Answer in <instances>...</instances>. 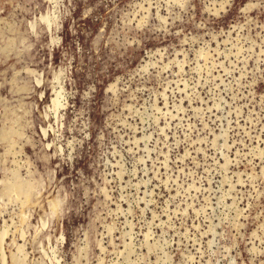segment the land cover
<instances>
[{
    "label": "rangeland",
    "instance_id": "1",
    "mask_svg": "<svg viewBox=\"0 0 264 264\" xmlns=\"http://www.w3.org/2000/svg\"><path fill=\"white\" fill-rule=\"evenodd\" d=\"M0 243L264 264V0H0Z\"/></svg>",
    "mask_w": 264,
    "mask_h": 264
},
{
    "label": "bare ground",
    "instance_id": "2",
    "mask_svg": "<svg viewBox=\"0 0 264 264\" xmlns=\"http://www.w3.org/2000/svg\"><path fill=\"white\" fill-rule=\"evenodd\" d=\"M217 11H218V10H217ZM44 20H45V19H44ZM47 21H48V20H47ZM47 21H46V22H47ZM47 23H48V22H47ZM50 23H51V22H50ZM50 25H51V24H50ZM36 80H37V79H36ZM37 82H38V81H37ZM38 83H40V82H38ZM41 83H42V82H41ZM41 83H40V84H41ZM65 96H66V95H65ZM61 97H62V96H61ZM66 99H67V98H66ZM61 101H62V100H61ZM61 103H62V102H61ZM56 104H57V102L55 101L54 105H56ZM25 167H26V166H25ZM18 183H19V182H18ZM29 186H30V185H29ZM15 187H16L17 190L24 191L23 188H24L25 186L22 188V186H21L20 184H16ZM26 190H27V189H26ZM19 192H20V191H19ZM27 192H28V191H27ZM20 193H21V192H20ZM28 194H29V193H28ZM28 194L26 193V196H27L26 200H27L28 198L31 197V196H29ZM27 201H29V200H27ZM23 202H24V201H23ZM53 207H54V205H53ZM7 229H8V228H7ZM5 232H6V231H5ZM7 232H9V231H7ZM3 233H4V232H3ZM6 234H8V233H6ZM64 236H65V235H64ZM3 239H4V238H3ZM3 242H4V241H3ZM0 244H1V243H0ZM2 245H3V244H2ZM3 247H4V246H3ZM18 247H19V246H18ZM20 249H21V248H20ZM3 252H4V251H2V253H3ZM4 253H5V252H4ZM4 255H5V254H4ZM18 256H19V255H18ZM6 257H7V256H6ZM4 260L6 261V258H4ZM15 261H16V260H15ZM12 262H13V261H12ZM60 262H61V261H60Z\"/></svg>",
    "mask_w": 264,
    "mask_h": 264
},
{
    "label": "clouds",
    "instance_id": "3",
    "mask_svg": "<svg viewBox=\"0 0 264 264\" xmlns=\"http://www.w3.org/2000/svg\"><path fill=\"white\" fill-rule=\"evenodd\" d=\"M44 55L47 56L48 54L47 53H44ZM114 67H115L114 65H110L109 66L110 70L107 73H102L100 78H102L104 74H108V75L114 74ZM93 75L95 77L96 74L94 73Z\"/></svg>",
    "mask_w": 264,
    "mask_h": 264
}]
</instances>
